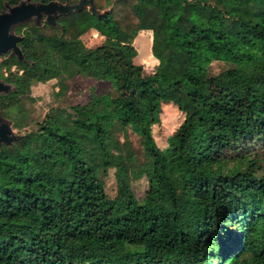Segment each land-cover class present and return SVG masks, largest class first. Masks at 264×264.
Masks as SVG:
<instances>
[{
    "label": "trees",
    "instance_id": "16d2710c",
    "mask_svg": "<svg viewBox=\"0 0 264 264\" xmlns=\"http://www.w3.org/2000/svg\"><path fill=\"white\" fill-rule=\"evenodd\" d=\"M93 2L100 15L20 26L25 61L3 58L15 90L0 107L21 135L0 148V264H264V0ZM90 31L104 38L93 48ZM142 31L153 73L134 62ZM76 79L91 83L84 103ZM53 80L36 119L32 90ZM163 104L184 114L165 149ZM130 130L141 162L131 143L125 157Z\"/></svg>",
    "mask_w": 264,
    "mask_h": 264
},
{
    "label": "rangeland",
    "instance_id": "374dc122",
    "mask_svg": "<svg viewBox=\"0 0 264 264\" xmlns=\"http://www.w3.org/2000/svg\"><path fill=\"white\" fill-rule=\"evenodd\" d=\"M82 40L87 47L93 48L100 45L104 38L96 31H90L82 37ZM133 45L137 50V57L134 59V62L137 65H142L147 73H153L158 61L152 55V33L150 31L140 32ZM0 79H3L2 74ZM70 82L71 89L69 92V97L74 103H84L87 100L88 90L91 86V83L81 79H76ZM56 84L57 82L53 80L47 84H39L33 88L32 97L35 101L30 106V109L34 118L39 119L45 115L47 104L51 101L52 90ZM162 110L161 122L159 125L154 126L153 135L158 147L165 149L167 147L168 138L183 122L184 114L172 104H163ZM16 133L21 135V132L18 129H16ZM122 141L127 161L132 162L133 160L132 152L129 148V143H131L135 152H133L134 156L139 162H141L143 150L140 146L138 136L132 130H130L129 138H122ZM147 186L148 182L146 178L132 182V189L137 198H140L145 194ZM106 191L110 197H115L117 195V182L113 171L106 180Z\"/></svg>",
    "mask_w": 264,
    "mask_h": 264
},
{
    "label": "water",
    "instance_id": "95a60500",
    "mask_svg": "<svg viewBox=\"0 0 264 264\" xmlns=\"http://www.w3.org/2000/svg\"><path fill=\"white\" fill-rule=\"evenodd\" d=\"M4 7L5 9L0 12V67L6 55L15 56L20 62L25 61L20 47L24 37L17 33L20 26L27 23H33L37 27H42L44 23L57 26L61 17L70 16L85 8H89L96 15L102 13L93 0H79L75 4L19 0L16 5L5 3ZM14 90L12 85L0 79V98ZM19 138L13 121L4 116L0 107V148L12 145Z\"/></svg>",
    "mask_w": 264,
    "mask_h": 264
}]
</instances>
